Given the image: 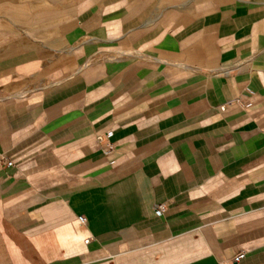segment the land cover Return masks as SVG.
Wrapping results in <instances>:
<instances>
[{
  "label": "crops",
  "instance_id": "crops-1",
  "mask_svg": "<svg viewBox=\"0 0 264 264\" xmlns=\"http://www.w3.org/2000/svg\"><path fill=\"white\" fill-rule=\"evenodd\" d=\"M0 264H264V0H0Z\"/></svg>",
  "mask_w": 264,
  "mask_h": 264
},
{
  "label": "built area",
  "instance_id": "built-area-1",
  "mask_svg": "<svg viewBox=\"0 0 264 264\" xmlns=\"http://www.w3.org/2000/svg\"><path fill=\"white\" fill-rule=\"evenodd\" d=\"M105 136H108L107 134ZM98 138L101 140L102 138V135H99ZM105 146H106V150L108 153H111L112 150H113V146H111V144L109 143H105ZM12 165V162L11 161H7L5 162L4 166H7V167H10ZM163 209H164V206H156L155 208V211L157 214H161L163 212ZM85 220L86 218L84 217H79L77 222L79 225H83L85 223ZM244 258V253L243 252H238L235 256H234V259L233 261L234 262H238L239 260L243 259Z\"/></svg>",
  "mask_w": 264,
  "mask_h": 264
}]
</instances>
